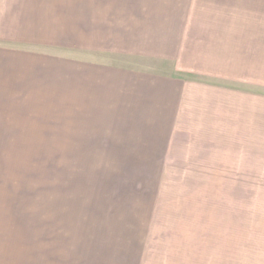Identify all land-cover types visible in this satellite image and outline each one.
I'll list each match as a JSON object with an SVG mask.
<instances>
[{"label":"rangeland","instance_id":"obj_1","mask_svg":"<svg viewBox=\"0 0 264 264\" xmlns=\"http://www.w3.org/2000/svg\"><path fill=\"white\" fill-rule=\"evenodd\" d=\"M126 1L122 49L133 54L104 58L205 83L208 110L129 118L120 139L91 133L90 109L33 101L31 133L16 135L15 150L0 151L1 220L13 223L1 231L3 264H49L62 255L65 263L91 264V248L100 245L102 264H258L264 0ZM229 24L239 46L218 53L225 48L217 28ZM171 43L176 52L164 59ZM69 54L91 62V53ZM202 67L207 74L192 72ZM97 233L102 241L94 243Z\"/></svg>","mask_w":264,"mask_h":264},{"label":"crops","instance_id":"obj_2","mask_svg":"<svg viewBox=\"0 0 264 264\" xmlns=\"http://www.w3.org/2000/svg\"><path fill=\"white\" fill-rule=\"evenodd\" d=\"M126 6V0H0V151L15 150L16 135L24 137L31 133L32 104L38 100L69 103L68 108L71 103L72 110L90 109L91 133L120 139V135L128 133L129 118H156L162 110L168 117L190 118L191 111L198 109L200 113L202 104L208 110L209 92L205 83L191 82L173 73L129 69L112 63L111 57L104 58L133 54L122 49L127 42ZM217 30L218 48H225L218 49V53L238 48L239 30L233 35L230 24ZM171 45L169 53L163 52L168 54L164 59L172 60L176 44ZM202 50L196 53L201 54ZM75 52L91 53V62L69 54ZM223 55L229 59L230 54ZM192 72L207 74L204 67ZM226 92L220 90L222 94ZM39 96L44 98L38 99ZM4 213L7 212L1 211L0 206V245L1 231L13 225L10 219L1 220ZM96 225L99 227L95 231L103 232L105 227ZM97 235L94 243L102 241ZM260 240L264 246V232ZM250 242L249 233L248 251ZM98 247L91 248V264L103 263L104 248ZM64 260L63 255L60 260L57 256L49 264L71 262ZM8 261V257L0 254V264ZM39 264L45 262L40 260ZM258 264H264V259Z\"/></svg>","mask_w":264,"mask_h":264}]
</instances>
